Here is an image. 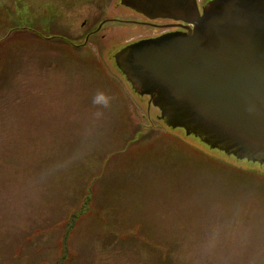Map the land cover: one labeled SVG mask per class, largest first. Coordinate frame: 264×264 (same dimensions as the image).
I'll return each instance as SVG.
<instances>
[{
    "label": "rangeland",
    "instance_id": "rangeland-1",
    "mask_svg": "<svg viewBox=\"0 0 264 264\" xmlns=\"http://www.w3.org/2000/svg\"><path fill=\"white\" fill-rule=\"evenodd\" d=\"M71 1L0 0V264H264V165L168 127L120 26L41 38L80 33Z\"/></svg>",
    "mask_w": 264,
    "mask_h": 264
},
{
    "label": "water",
    "instance_id": "water-1",
    "mask_svg": "<svg viewBox=\"0 0 264 264\" xmlns=\"http://www.w3.org/2000/svg\"><path fill=\"white\" fill-rule=\"evenodd\" d=\"M121 2L189 24L115 53L133 90L149 96L167 126L264 164V0H209L202 9L199 0Z\"/></svg>",
    "mask_w": 264,
    "mask_h": 264
},
{
    "label": "flooded vegetation",
    "instance_id": "flooded-vegetation-1",
    "mask_svg": "<svg viewBox=\"0 0 264 264\" xmlns=\"http://www.w3.org/2000/svg\"><path fill=\"white\" fill-rule=\"evenodd\" d=\"M47 5L49 8L46 6V11L52 12L53 9L50 7L49 2H47ZM204 5L199 4L200 9ZM40 10L42 11V7ZM67 10L72 14L75 12L73 15L85 14L79 22V27L72 25L80 30L79 34L76 33V35L69 37L70 33L68 35L52 33L50 29L46 30L41 27L36 28L35 31L41 38L48 40L65 39L73 48L84 49L90 45L97 47L96 40L99 39L97 35L100 32H102L100 38L103 39L106 37L105 32L112 31L120 26L123 31L115 43L117 46L114 45V51L111 50L113 59L115 52L129 43L158 37L172 31H185L186 26L189 25L183 19H175L169 16L151 18L124 5L121 0H72L67 6ZM165 14H170V12H165ZM46 33H49V35ZM124 35L127 36L125 41H123Z\"/></svg>",
    "mask_w": 264,
    "mask_h": 264
},
{
    "label": "clouds",
    "instance_id": "clouds-1",
    "mask_svg": "<svg viewBox=\"0 0 264 264\" xmlns=\"http://www.w3.org/2000/svg\"><path fill=\"white\" fill-rule=\"evenodd\" d=\"M101 99L105 100V102L108 101L109 97L106 95L104 91H97L95 95L93 96V103L99 102Z\"/></svg>",
    "mask_w": 264,
    "mask_h": 264
},
{
    "label": "trees",
    "instance_id": "trees-1",
    "mask_svg": "<svg viewBox=\"0 0 264 264\" xmlns=\"http://www.w3.org/2000/svg\"><path fill=\"white\" fill-rule=\"evenodd\" d=\"M87 198H88V197H87ZM87 198H86V200H85L86 202H87ZM88 200H89V198H88ZM84 207H85V206H84ZM79 213H80V212H79ZM75 215H76V214H73V215H72V218H71L70 220H68V221H69L68 225L71 224V221L73 220V218L75 217Z\"/></svg>",
    "mask_w": 264,
    "mask_h": 264
},
{
    "label": "bare ground",
    "instance_id": "bare-ground-1",
    "mask_svg": "<svg viewBox=\"0 0 264 264\" xmlns=\"http://www.w3.org/2000/svg\"><path fill=\"white\" fill-rule=\"evenodd\" d=\"M131 86V85H130Z\"/></svg>",
    "mask_w": 264,
    "mask_h": 264
}]
</instances>
